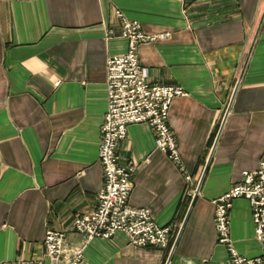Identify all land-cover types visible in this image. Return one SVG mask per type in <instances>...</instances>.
Wrapping results in <instances>:
<instances>
[{"label":"crops","instance_id":"0c3cea01","mask_svg":"<svg viewBox=\"0 0 264 264\" xmlns=\"http://www.w3.org/2000/svg\"><path fill=\"white\" fill-rule=\"evenodd\" d=\"M147 34V78L181 85L169 109L181 163L156 147L144 123L127 126L121 164L137 166L129 197L162 227L167 248L135 247L123 232L95 238L85 264H231L217 242L212 201L264 160V0H0V262L43 255L48 229L77 246L74 216L102 190L100 127L106 61L126 52L116 10ZM239 255L261 253L250 204L232 201Z\"/></svg>","mask_w":264,"mask_h":264},{"label":"built area","instance_id":"2783aa9c","mask_svg":"<svg viewBox=\"0 0 264 264\" xmlns=\"http://www.w3.org/2000/svg\"><path fill=\"white\" fill-rule=\"evenodd\" d=\"M115 13L120 34L128 42L127 50L108 56L106 61L108 105L100 127L98 155L103 183L94 210L73 218V230L80 235L81 242L77 246L65 245L64 232L48 229L42 242L41 257L18 258L0 264H85V246L95 238L110 239L118 231L125 233L129 244L137 248L168 247L171 226H159L147 209L136 208L129 202L137 166L130 161L121 164L118 147L127 138L130 124H147L152 129L156 147L184 173L186 194L195 198L199 191V187L190 185L191 176L184 171L175 134L169 124L171 103L186 92L179 84L161 85L150 81L138 56L141 44L168 34H146L137 20H129L118 9ZM240 197L250 204L254 236L261 246V253L256 257L239 255L230 237L228 211L232 201ZM212 203L217 242L225 246L230 263L264 264V160L253 171H243L239 181Z\"/></svg>","mask_w":264,"mask_h":264},{"label":"water","instance_id":"95a60500","mask_svg":"<svg viewBox=\"0 0 264 264\" xmlns=\"http://www.w3.org/2000/svg\"><path fill=\"white\" fill-rule=\"evenodd\" d=\"M45 263H48V260L47 259H45Z\"/></svg>","mask_w":264,"mask_h":264}]
</instances>
